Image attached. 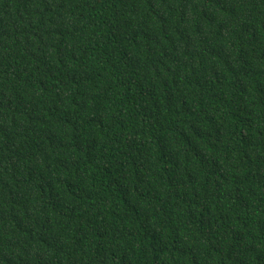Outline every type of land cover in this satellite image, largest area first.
<instances>
[{
    "label": "trees",
    "instance_id": "trees-1",
    "mask_svg": "<svg viewBox=\"0 0 264 264\" xmlns=\"http://www.w3.org/2000/svg\"><path fill=\"white\" fill-rule=\"evenodd\" d=\"M0 264H264V0H0Z\"/></svg>",
    "mask_w": 264,
    "mask_h": 264
}]
</instances>
